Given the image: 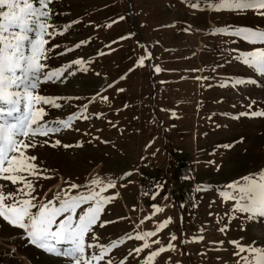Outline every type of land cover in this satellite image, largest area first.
<instances>
[{
  "label": "rangeland",
  "instance_id": "rangeland-1",
  "mask_svg": "<svg viewBox=\"0 0 264 264\" xmlns=\"http://www.w3.org/2000/svg\"><path fill=\"white\" fill-rule=\"evenodd\" d=\"M193 2L200 7L193 8ZM211 2L51 0L46 9L52 35L45 37L50 51L42 63L46 71L60 69L64 75L60 82L38 84L37 94L61 98L56 100L59 109L44 106V121L52 125L80 113L87 119L35 137L37 146L27 154L36 156L34 163L49 169L44 175L53 178L29 179L36 187L34 195L46 199L68 182L84 185L97 177L116 181V187L104 193L114 199L101 216V221L112 223L96 225L98 238L93 241L90 234L88 242L105 247L116 240L124 243L100 264H145L153 251L170 242L171 234L178 237L172 241L175 251L162 253L153 264H237L232 241L264 247V218L250 220L234 213L233 202L220 195L230 191L226 185L264 169V118L240 115L264 110V80L236 59L239 52L261 45L215 31L240 26L264 30V17L253 11L208 10ZM254 78L256 86H232L237 79ZM56 140L61 145L53 148ZM188 160L194 161L195 179L205 191L181 182V168ZM147 180L158 181L160 188L141 206L137 186ZM0 184L5 193L19 186L3 180ZM191 196L195 207L184 211L178 203ZM169 218L172 222L150 237L151 247L135 253L143 242L127 239L140 233L132 220L139 227L143 223L148 232ZM200 236L203 240L194 241ZM22 237V230L0 219V264H68ZM156 240L160 244L153 243Z\"/></svg>",
  "mask_w": 264,
  "mask_h": 264
},
{
  "label": "snow or ice",
  "instance_id": "snow-or-ice-1",
  "mask_svg": "<svg viewBox=\"0 0 264 264\" xmlns=\"http://www.w3.org/2000/svg\"><path fill=\"white\" fill-rule=\"evenodd\" d=\"M50 3L51 0H38L37 7L34 6V0H0V180L10 181L14 186L19 185L14 192L5 193L2 190L5 185L0 184V219L7 225L22 230V238L30 245L46 254L62 258L68 264H100L112 249L124 243V240H116L105 247L88 242L90 234L93 241L98 238L94 232L96 225L103 227L112 223L101 221V216L105 207L114 199L104 193L115 188L116 181L97 177L84 185L68 182L67 187L54 193L52 199H46L34 195L36 187L33 180L29 179L53 178L44 175L49 169L40 168L34 163L38 159L36 156L27 154L28 149L37 146L33 143L35 137L56 134L70 129L73 121L77 119H87L85 113H80L70 115L66 120L54 121L52 125L44 121L47 114L44 106L59 109L62 106L56 103V100L61 98L37 94L38 84L41 81L60 82L64 75V70L60 69L46 71L47 65L42 63L48 58L50 51L46 47L49 41L45 39L46 36L52 35L49 32L52 25L47 22L51 14L46 11ZM192 7L200 6L193 2ZM208 10L253 11L264 17V0H213L208 4ZM215 31L238 37L250 45H261L252 51L239 52L236 59L264 80V30L240 26L235 29L223 27ZM75 63L81 66V70H86L83 69L82 61L77 60ZM139 64L144 65V58L140 59ZM155 71L160 72L161 69L156 67ZM241 84L256 86L259 81L255 78L248 81L237 79L232 86ZM226 86L228 85H221ZM102 98L107 100V97ZM240 115L264 118V110L244 112ZM59 145L61 141L56 140L51 146L55 148ZM79 146L82 147V144ZM63 147L70 148L72 145ZM127 175L130 176L131 173ZM241 181L226 185L230 191H221L220 195L225 201L233 202L234 213L246 214L250 220L264 218V169L242 177ZM82 188L84 190L80 191ZM156 211L162 209L157 208ZM171 222L169 218L158 225L157 231L128 236L127 239L143 242V246L136 247L134 252L139 254L149 249L151 245L148 239L156 236L159 230ZM177 239L175 234H171L170 242L161 246L158 251H153L146 258L145 264H153L155 258L166 251H175L172 241ZM193 239L200 241L203 236ZM153 243L160 244V241ZM231 243L236 248L233 255L238 257L237 264H264V247H257L254 243ZM90 249L99 251L89 254ZM107 264L113 262L108 260Z\"/></svg>",
  "mask_w": 264,
  "mask_h": 264
},
{
  "label": "built area",
  "instance_id": "built-area-1",
  "mask_svg": "<svg viewBox=\"0 0 264 264\" xmlns=\"http://www.w3.org/2000/svg\"><path fill=\"white\" fill-rule=\"evenodd\" d=\"M197 173V167L193 160L185 161L181 168V182L182 183H193L195 191H198V182L195 179V174ZM158 187V184L154 181H148L144 184L139 185V198L142 196H151L156 193V188ZM168 193L171 196L170 193H172V188H168ZM194 196H191V198H188L187 200H184L181 202L180 206L183 208V210L190 211L195 206Z\"/></svg>",
  "mask_w": 264,
  "mask_h": 264
},
{
  "label": "trees",
  "instance_id": "trees-1",
  "mask_svg": "<svg viewBox=\"0 0 264 264\" xmlns=\"http://www.w3.org/2000/svg\"><path fill=\"white\" fill-rule=\"evenodd\" d=\"M34 6H37V7L39 6L38 5V0H34Z\"/></svg>",
  "mask_w": 264,
  "mask_h": 264
}]
</instances>
